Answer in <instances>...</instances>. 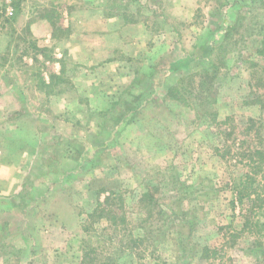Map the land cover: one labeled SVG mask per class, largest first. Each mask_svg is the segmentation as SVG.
Returning a JSON list of instances; mask_svg holds the SVG:
<instances>
[{"label": "rangeland", "instance_id": "1", "mask_svg": "<svg viewBox=\"0 0 264 264\" xmlns=\"http://www.w3.org/2000/svg\"><path fill=\"white\" fill-rule=\"evenodd\" d=\"M263 43L264 0H0V264H79L111 192L116 264H264L233 192Z\"/></svg>", "mask_w": 264, "mask_h": 264}, {"label": "trees", "instance_id": "2", "mask_svg": "<svg viewBox=\"0 0 264 264\" xmlns=\"http://www.w3.org/2000/svg\"><path fill=\"white\" fill-rule=\"evenodd\" d=\"M257 53L260 56H264V48L262 49L261 47L258 49ZM252 89L253 95L256 96L253 103L262 108V98L258 97L262 96V94L264 95V72L254 85H252ZM213 121H216L215 116ZM228 122H230V118H226L223 122H221V124H228ZM248 122L251 123L253 121L249 120ZM249 130L250 128L248 127L247 131ZM233 133V131L223 133L222 139H224V145L226 144L225 149L223 150L224 154L221 153V148H214V154L218 155L221 159H223L226 154L231 152L230 142L234 140H230V138L233 136ZM249 135L252 134L247 132L246 136ZM254 137L260 139L262 145L260 147L247 146L244 150L237 154L243 169L241 175L234 180L233 183L235 203L240 204L241 209L245 211L243 214V225L241 231L249 233L254 230L255 226H260V217L262 215L259 211H264V138L258 133H255ZM115 197V192L109 193L104 200L98 202L97 207L89 215L91 227H86L84 231L85 233L93 231L91 233L92 240L85 241V247H83L82 257L79 264H116L110 254H103L100 246H97L94 242L96 239L94 238L95 233L98 234L99 231L114 230L119 224L125 222V218L120 214L119 210L121 205L114 203ZM103 219L104 221H107L106 224H102ZM94 225L98 226L94 227ZM231 237L234 238V235ZM202 252L203 256L208 259L215 257L217 254V250H211L207 247L203 248ZM151 264L160 263L151 262Z\"/></svg>", "mask_w": 264, "mask_h": 264}, {"label": "crops", "instance_id": "3", "mask_svg": "<svg viewBox=\"0 0 264 264\" xmlns=\"http://www.w3.org/2000/svg\"><path fill=\"white\" fill-rule=\"evenodd\" d=\"M119 48L120 49H123L124 51H127L128 50L126 46H120Z\"/></svg>", "mask_w": 264, "mask_h": 264}]
</instances>
